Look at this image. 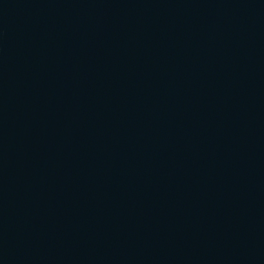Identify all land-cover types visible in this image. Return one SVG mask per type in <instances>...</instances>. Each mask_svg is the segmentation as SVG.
<instances>
[{"label": "water", "instance_id": "water-1", "mask_svg": "<svg viewBox=\"0 0 264 264\" xmlns=\"http://www.w3.org/2000/svg\"><path fill=\"white\" fill-rule=\"evenodd\" d=\"M0 264H264V0H0Z\"/></svg>", "mask_w": 264, "mask_h": 264}]
</instances>
